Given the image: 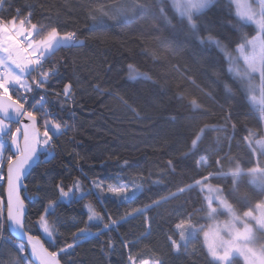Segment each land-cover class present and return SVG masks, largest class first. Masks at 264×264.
<instances>
[{"label":"trees","instance_id":"16d2710c","mask_svg":"<svg viewBox=\"0 0 264 264\" xmlns=\"http://www.w3.org/2000/svg\"><path fill=\"white\" fill-rule=\"evenodd\" d=\"M13 16L30 30L35 23L45 35L59 29L76 33L78 41L45 57L46 70H56L50 83L61 94L48 96L46 110L65 127L26 181L27 231L50 251L75 243L63 264H128L129 252L138 262L218 264L204 244L211 224L228 217L227 205L242 216L264 202V188L246 174L264 171V154L255 147L264 123L227 55L209 40L233 53L257 36V27L239 16L232 0H215L196 13V27L171 0H7L0 18ZM238 168L245 174L235 179ZM77 178L86 189L97 181L127 184L131 200L105 192L99 199L59 201L55 185L71 186ZM207 187L222 202L211 204ZM50 197L58 201L48 216L51 238L35 223ZM89 203L103 219L89 221ZM147 206L145 216L132 215ZM111 220L118 223L101 231ZM177 222L185 225L186 243ZM86 226L91 231L81 234ZM169 235L181 243L179 253ZM3 236L19 244L7 223ZM258 236L264 240V233ZM15 259L12 246L0 240V264Z\"/></svg>","mask_w":264,"mask_h":264},{"label":"snow or ice","instance_id":"6c2138e0","mask_svg":"<svg viewBox=\"0 0 264 264\" xmlns=\"http://www.w3.org/2000/svg\"><path fill=\"white\" fill-rule=\"evenodd\" d=\"M264 4V0H260ZM7 6V0H0V9ZM19 14V9H17ZM31 16V12L28 13ZM260 30H264V19L255 21ZM31 31L25 27V20L20 19L17 24V17L0 18V52L8 54L14 51L10 48V44L18 45L20 51L27 55V60L23 62V66L12 59L11 55L0 56V135H6L8 142L15 151L6 154V144L0 142V181L6 184L7 196L6 199L0 197V240L5 244H10L16 253L14 264H35L32 257L39 260V264H62L65 256L71 255L68 250L75 248V243L67 244L66 247L59 248V251H48L38 236L29 234L25 228L27 223L26 206L24 199L21 198L20 190L26 187L24 181L27 179L28 169L32 167L41 155L50 153L54 148L53 137L56 133L63 134L64 125L58 122L55 118H51V113L44 108L46 102V95H55L59 97L60 92H56L50 83V79L56 75V70L47 69L45 62V54L52 53L54 46L65 44L69 42H78L76 33L66 32L60 34L59 29H51L45 32L37 31V25L32 23ZM33 34L38 39L33 41ZM27 39V44H22V39ZM15 64L18 72L14 71L10 65ZM32 81V83H29ZM15 86V95L13 88ZM71 84H67L63 88L65 96L69 95ZM35 92L36 96L41 99V104H28L31 94ZM14 112L18 124L23 120L29 123L23 126H17L14 130L11 124L8 123V118ZM40 113H44L41 117ZM22 141V144H21ZM91 189H86L81 181L77 178L73 181L71 186L65 185L63 181L55 185L56 196L59 201L70 199L74 201H83L88 196L95 194L97 199L100 195L107 192L115 196L125 197L129 201L131 197L127 194L129 186L127 184H107L102 182H90ZM139 189V185H136ZM135 195V192H133ZM58 206L56 197H50L47 205L37 215L35 223L39 228H42L48 237L53 236V230L50 227L48 216L54 214L55 207ZM148 207L138 208L132 212L135 216H145ZM89 213L88 219H103L101 213L97 212L91 203L86 205ZM8 223L9 228L16 233L17 236L24 239L15 244L12 241L4 238V224ZM116 220H111L103 225L101 231L110 230L113 225L117 224ZM185 227L183 223L177 222L175 229L180 241L184 240L182 229ZM80 233H88L91 231L87 226L80 228ZM150 235V232L147 233ZM100 235L99 232L96 233ZM79 239V236H77ZM169 243L173 250L179 253L181 250V243L172 235L168 237ZM120 243L127 247V242L121 240ZM30 246V252H29ZM186 247V245H185ZM63 254V255H62ZM214 260L226 262L229 258V253L219 255L214 249L211 251ZM128 264H162V261L149 260L140 258L139 262L135 255L129 252Z\"/></svg>","mask_w":264,"mask_h":264},{"label":"rangeland","instance_id":"374dc122","mask_svg":"<svg viewBox=\"0 0 264 264\" xmlns=\"http://www.w3.org/2000/svg\"><path fill=\"white\" fill-rule=\"evenodd\" d=\"M171 1L179 14L186 18L193 27H196L194 15L209 7L215 0ZM232 1L236 6L239 16L257 27V36L246 44L241 45L233 53H227L225 47L219 41H209L227 55L230 72L244 82L251 105L254 109L260 110L264 123V30H260L258 24L255 22L256 20L264 19V4L260 0ZM25 40L26 38L22 39L21 43L27 44ZM201 40L203 41V39ZM33 41H35L34 38ZM70 44L72 42L54 46V50L59 46ZM9 47L14 49L10 53L12 59L23 66V62L27 60V55L23 50L20 51L18 45L10 44ZM49 54L46 53L45 57ZM4 55L6 54L0 52V56ZM10 66L14 71L18 72L15 64ZM29 83L31 82L29 81ZM12 88L13 93H15V86H12ZM16 127V125L11 124L13 130ZM1 136L0 142H4L7 146L6 141ZM255 147L258 153L264 154V138L256 141ZM11 150L14 152V147L11 146ZM10 153L11 151L8 154ZM202 164L206 165V161L203 160ZM242 174L245 173L238 168L236 174H234V178L238 179ZM246 174L252 184L259 188H264L263 170L253 169ZM206 192L208 201L211 204L222 202V197L218 190L207 187ZM64 200L68 201L70 199ZM226 209L229 211L228 217L223 220H214L204 234V244L211 258V251L214 249L219 255L230 254L227 261L223 262V264H230L234 258H239L243 264H264V240H261L258 236V232L264 233V202L259 204L254 212H248L242 216H239L229 205H227ZM183 241L185 243L188 242L186 239ZM214 261L222 264L220 260Z\"/></svg>","mask_w":264,"mask_h":264},{"label":"water","instance_id":"95a60500","mask_svg":"<svg viewBox=\"0 0 264 264\" xmlns=\"http://www.w3.org/2000/svg\"><path fill=\"white\" fill-rule=\"evenodd\" d=\"M0 118H2V116H0ZM7 122H8V123H11V124H13V125H16V126H21V127L23 126V124H27V123H29L27 120H23V121L19 122V124H18V121H17V118H16L14 112H11V115H10V117L8 118V121H7ZM21 144H22V141H21ZM40 162H41V158H40V160H38L35 164H33L31 168L28 169L27 179L29 178V176L31 175V173L34 171V169L40 164ZM27 179L24 181L26 187L21 188V190H20V195H21V198L24 199L25 206H26V216L28 217L29 209H28V206H27L26 201L29 200L30 197H29V194H28V188H27V184H26ZM6 196H7V191H6V186H5V199H6ZM6 223H7V222H6ZM7 228H8V232H9V234L11 235V237H12L15 241H17V242L20 243V242L24 239L23 237L17 236L16 233H15L14 231H12V230L9 228L8 223H7ZM25 228H26V224H25ZM26 230H27V229H26ZM29 234H30V233H29ZM39 239H40L41 242L44 244V247H45L48 251H50V250L48 249V247L46 246L45 242L43 241V239L40 238V237H39ZM29 252H30V246H29ZM32 259L35 261V264H39V260H38V259H36L35 257H32ZM62 264H63V263H62Z\"/></svg>","mask_w":264,"mask_h":264},{"label":"built area","instance_id":"2783aa9c","mask_svg":"<svg viewBox=\"0 0 264 264\" xmlns=\"http://www.w3.org/2000/svg\"><path fill=\"white\" fill-rule=\"evenodd\" d=\"M29 31H31V30L29 29ZM25 41L27 42V39H26ZM48 96H49V95H46V97H45V100H46V102L44 103V108H45V109H46V104L48 103ZM34 102H35V104H37V105L41 104V99H40L38 96H36V93H35V92H33V93L31 94V97H30L29 100H28V104H33ZM3 139H4V141H6V143H7V146H6V154H8L9 151L11 150V145H10V143L8 142V138H7V136H4ZM3 188H5V184H4V182L0 181V197H2V195H1V191H2Z\"/></svg>","mask_w":264,"mask_h":264},{"label":"crops","instance_id":"0c3cea01","mask_svg":"<svg viewBox=\"0 0 264 264\" xmlns=\"http://www.w3.org/2000/svg\"><path fill=\"white\" fill-rule=\"evenodd\" d=\"M7 55V54H6ZM8 55H10V53H8Z\"/></svg>","mask_w":264,"mask_h":264},{"label":"bare ground","instance_id":"6f19581e","mask_svg":"<svg viewBox=\"0 0 264 264\" xmlns=\"http://www.w3.org/2000/svg\"><path fill=\"white\" fill-rule=\"evenodd\" d=\"M56 134H59V133H56Z\"/></svg>","mask_w":264,"mask_h":264}]
</instances>
